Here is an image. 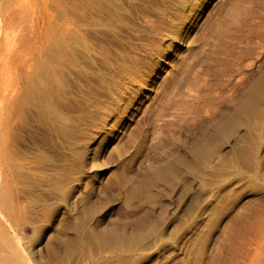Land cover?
I'll return each mask as SVG.
<instances>
[{
    "label": "rangeland",
    "instance_id": "374dc122",
    "mask_svg": "<svg viewBox=\"0 0 264 264\" xmlns=\"http://www.w3.org/2000/svg\"><path fill=\"white\" fill-rule=\"evenodd\" d=\"M0 99V264H264V0H0Z\"/></svg>",
    "mask_w": 264,
    "mask_h": 264
},
{
    "label": "bare ground",
    "instance_id": "6f19581e",
    "mask_svg": "<svg viewBox=\"0 0 264 264\" xmlns=\"http://www.w3.org/2000/svg\"><path fill=\"white\" fill-rule=\"evenodd\" d=\"M46 97V96H45ZM1 100V99H0ZM45 103V102H44ZM43 103V104H44ZM1 106V105H0ZM230 115V114H229ZM66 122V121H65ZM65 124V123H64ZM73 131V130H72ZM85 154V153H84ZM1 228H3V227H1ZM4 229V228H3ZM8 232H6V234H7ZM6 234L4 233V234H1V237H0V250L1 249H5V250H8L9 252H13V251H15V246H14V243L12 242V241H14V240H11L8 236H6ZM20 242V241H19ZM17 252V251H16ZM15 252V253H16ZM14 253V252H13ZM14 253V254H15ZM10 254V253H9ZM17 254V253H16ZM15 254V255H16ZM19 254V253H18ZM12 255V254H11ZM13 257H14V255H12ZM16 257V256H15Z\"/></svg>",
    "mask_w": 264,
    "mask_h": 264
},
{
    "label": "snow or ice",
    "instance_id": "6c2138e0",
    "mask_svg": "<svg viewBox=\"0 0 264 264\" xmlns=\"http://www.w3.org/2000/svg\"><path fill=\"white\" fill-rule=\"evenodd\" d=\"M261 195H264V193H258L252 189H248L246 192L241 193L240 200L238 203H245L248 199H255Z\"/></svg>",
    "mask_w": 264,
    "mask_h": 264
}]
</instances>
